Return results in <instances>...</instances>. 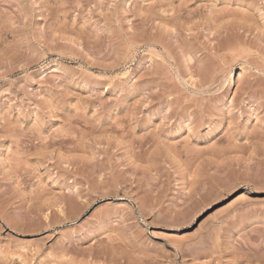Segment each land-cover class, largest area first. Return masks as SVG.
Here are the masks:
<instances>
[{
  "label": "rangeland",
  "instance_id": "obj_1",
  "mask_svg": "<svg viewBox=\"0 0 264 264\" xmlns=\"http://www.w3.org/2000/svg\"><path fill=\"white\" fill-rule=\"evenodd\" d=\"M0 264H264V0H0Z\"/></svg>",
  "mask_w": 264,
  "mask_h": 264
}]
</instances>
